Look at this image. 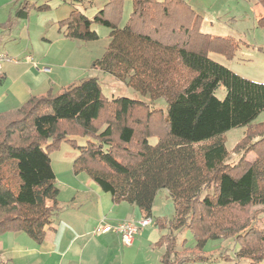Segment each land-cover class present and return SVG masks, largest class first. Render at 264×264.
Masks as SVG:
<instances>
[{
    "label": "trees",
    "instance_id": "obj_1",
    "mask_svg": "<svg viewBox=\"0 0 264 264\" xmlns=\"http://www.w3.org/2000/svg\"><path fill=\"white\" fill-rule=\"evenodd\" d=\"M125 1L107 0L92 18L75 9L59 23L60 31L95 41L94 24L109 28L110 42L94 67L152 102L165 100L166 110L108 97L93 75L1 112L0 239L23 232L37 244L45 241L61 209L51 152L66 141L78 151L74 173H85L114 203L133 204L152 218L158 193L167 190L178 207L184 205L180 217L155 219L167 230L155 243L164 248L157 264L209 261L207 243L222 239L239 246L236 260L264 264V228L251 216L252 207L264 205V121L252 124L264 111V83L210 58L215 52L233 59L240 44L201 32L203 17L187 1L131 0L122 25ZM257 3L264 26V0ZM48 7L17 0L13 17L27 19ZM222 86L226 95L220 99ZM238 127H246L245 135L229 150L226 133ZM232 153L240 155L237 162L229 161ZM185 230L196 244L180 256L177 238Z\"/></svg>",
    "mask_w": 264,
    "mask_h": 264
},
{
    "label": "crops",
    "instance_id": "obj_2",
    "mask_svg": "<svg viewBox=\"0 0 264 264\" xmlns=\"http://www.w3.org/2000/svg\"><path fill=\"white\" fill-rule=\"evenodd\" d=\"M32 1L38 6L49 7L43 11L34 10L24 19L13 17L17 0H0V53L7 57L0 70V113L19 109L33 95L58 92L77 84L92 75L88 74L92 70L104 75L94 63L106 50H94L97 40L66 37L59 23L75 9L92 18L107 0ZM191 5L197 10L194 2ZM103 27L92 26L99 39L103 37L107 43L110 32ZM85 60L91 68L83 66ZM36 65L49 67L51 71H41ZM77 156L76 152L69 154L72 162ZM66 174L70 179L65 181V190L60 189L61 209L45 241L37 244L33 239L32 242L25 239L27 244H22L19 243L23 238L21 233H10L6 239L7 234L3 235L0 264H149L144 258L147 254L142 252L144 245L148 244L150 251L162 233L155 223L154 211V223L139 230L132 246H124L119 235L97 233L96 229L103 219L111 224L139 221L145 217L140 209L127 202L114 203L110 193L85 173L75 174L73 166L68 167ZM175 215H178L176 210Z\"/></svg>",
    "mask_w": 264,
    "mask_h": 264
},
{
    "label": "rangeland",
    "instance_id": "obj_3",
    "mask_svg": "<svg viewBox=\"0 0 264 264\" xmlns=\"http://www.w3.org/2000/svg\"><path fill=\"white\" fill-rule=\"evenodd\" d=\"M185 1L190 4H193L194 2V4L197 5L196 11L203 17L201 32L214 36H231L240 44L233 59H228L225 55L215 52L210 53V58L219 64L226 66L244 78L264 83V26L259 25L258 22V19L260 18L259 12H263V8L260 4H257V0ZM31 3L37 5V3H34L33 1ZM132 6L131 0H126L124 2L122 25L125 24L129 19V16L132 12ZM106 29L110 32L109 28ZM109 42L110 41L108 40L106 43L103 37H101V39L95 41V43L98 44H95L96 48L94 50H106ZM101 47L103 49H100ZM83 66L90 67L91 65H89L87 60H85ZM88 74H92L89 76L98 75V73H95L93 70ZM98 76L101 80L103 92L108 97L126 96L146 102L148 101L157 108H162L164 110L167 108L165 100L160 99L156 102H152L149 97L143 96L133 88L126 86L112 75H102L100 73ZM216 95L218 98L223 99L226 95V89L223 86L220 87L217 90ZM263 121L264 111L260 113V115L253 121L252 124ZM245 131L246 127H238L233 128L226 133V145L229 150H232L237 142L244 137ZM30 133L33 132L30 131ZM77 140L79 145H84L86 143V139L84 138L80 137L77 138ZM157 140V137H152L150 142L151 144H155ZM73 152L78 153V151L66 141L62 142L57 149L51 152L52 164L58 176L57 185L61 190H65V184L70 179V177H67L68 173L65 176V172L68 170V167L72 168L73 166L74 160L72 162L71 158L69 157V154ZM239 158V154L232 153L229 161L237 162ZM254 158L255 154H251L249 156L250 160H253ZM165 191L166 190H161L158 193L153 211L156 218L166 217L167 219H172L175 215L176 203L175 200ZM63 194H65L64 191ZM183 209L184 205H181L177 208L176 212L178 213V217L181 216ZM251 216L255 225L260 228H264V205L252 207ZM20 233V237L23 238L19 239V243H26L25 239L32 242V239L28 234L23 232ZM166 233L167 230H162L161 236ZM8 235H10V233H7V236L4 239H6ZM195 244L196 241L194 239V235L190 230H185L179 233L177 238V250L180 256L190 253L191 251L188 248L193 249ZM147 246L148 244H145L144 251H142L144 254H147L146 257L144 256L145 261L146 263L150 262L149 264H156L160 261V257L164 252V248H157L155 245H153V248L149 251V246L146 249ZM238 248L239 246H237L233 239L209 241L205 248L206 254L210 255L211 258L209 261H189L184 264H248V261L246 260L238 261L235 259Z\"/></svg>",
    "mask_w": 264,
    "mask_h": 264
},
{
    "label": "built area",
    "instance_id": "obj_4",
    "mask_svg": "<svg viewBox=\"0 0 264 264\" xmlns=\"http://www.w3.org/2000/svg\"><path fill=\"white\" fill-rule=\"evenodd\" d=\"M4 60H7V57L4 54L0 53V70L2 69V63ZM36 68L44 72L51 71L49 67H39L38 65H36ZM152 223L153 219L150 217H144L139 221H123L117 224L108 223L103 219L96 229V232L115 233L120 236L121 242L124 246H132L139 230Z\"/></svg>",
    "mask_w": 264,
    "mask_h": 264
}]
</instances>
